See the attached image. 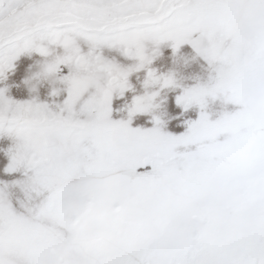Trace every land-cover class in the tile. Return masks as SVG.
<instances>
[{
    "label": "snow or ice",
    "instance_id": "obj_1",
    "mask_svg": "<svg viewBox=\"0 0 264 264\" xmlns=\"http://www.w3.org/2000/svg\"><path fill=\"white\" fill-rule=\"evenodd\" d=\"M146 41L189 44L217 73L177 98L200 109L180 136L109 118L113 93L152 62ZM54 46L64 54L42 74L70 69L58 112L0 90V135L17 141L6 172L27 177L22 211L0 187V264H264V0H0V78ZM105 47L139 63L122 70ZM175 85L153 71L144 82ZM157 95L134 98L129 117ZM209 97L240 110L212 122Z\"/></svg>",
    "mask_w": 264,
    "mask_h": 264
},
{
    "label": "rangeland",
    "instance_id": "obj_2",
    "mask_svg": "<svg viewBox=\"0 0 264 264\" xmlns=\"http://www.w3.org/2000/svg\"><path fill=\"white\" fill-rule=\"evenodd\" d=\"M82 54L86 55L90 50L87 42L78 41ZM51 55L43 57L36 52L21 54L13 62V67L0 78V90H4L6 98L15 103L35 101L46 104L53 112H58V105H62L66 99V85L62 83L64 74L70 71L66 66L63 72L45 78L42 73L46 64L51 63L57 56L64 54L63 49L53 47ZM105 60L118 65L122 70L135 69L138 60L125 56L118 48H102L99 50ZM145 55L151 57L152 62L139 70H133L128 76V90L123 96L118 91L113 93L111 103L110 120L113 122L129 123L133 129L150 130L155 127L158 119L161 131L165 134L180 136L187 131L188 123L199 118L200 109L193 106L187 110L177 104V98L183 93L197 86H206L214 83L217 73L191 45H182L179 50L173 51L170 41L155 45L151 41L145 42ZM153 71L157 76L172 75L176 81L174 87L169 88H145L147 72ZM56 92V95H53ZM158 92L154 98L153 107L144 113H137L129 117L128 108L134 98ZM207 114L210 121L214 122L225 113L231 114L240 110L239 105L226 103L223 98H207ZM17 141L7 135H0V187L7 185L6 191L17 210L19 202L27 203L24 193L15 183L24 181L27 177L24 173H8L11 158L10 151L15 148ZM178 151H184L183 148ZM247 149L240 147L235 151L220 158L224 160H240L246 156ZM87 224L81 225L86 228Z\"/></svg>",
    "mask_w": 264,
    "mask_h": 264
},
{
    "label": "clouds",
    "instance_id": "obj_3",
    "mask_svg": "<svg viewBox=\"0 0 264 264\" xmlns=\"http://www.w3.org/2000/svg\"><path fill=\"white\" fill-rule=\"evenodd\" d=\"M43 75V74H42ZM44 76V75H43ZM45 78H47V76H44Z\"/></svg>",
    "mask_w": 264,
    "mask_h": 264
}]
</instances>
